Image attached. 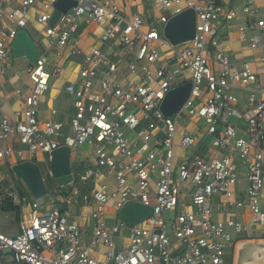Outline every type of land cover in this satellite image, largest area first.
<instances>
[{"label": "built area", "instance_id": "obj_1", "mask_svg": "<svg viewBox=\"0 0 264 264\" xmlns=\"http://www.w3.org/2000/svg\"><path fill=\"white\" fill-rule=\"evenodd\" d=\"M9 1L0 0V13L10 22L0 26V74L9 68L10 43L30 7L52 50L26 69L27 89L13 91L20 103L10 117L0 96V209L31 208L29 217L20 213L16 235L0 232V264H226L235 243L228 228L247 230L235 212L249 211L264 232V9L258 0H243L239 8L219 0H151L157 15L149 21L143 13L125 17L114 0H74L54 24L58 0H21L13 9L5 7ZM186 9L196 15L194 37L173 45L163 27ZM239 17L247 24L236 26L237 40L260 54L236 60L222 30ZM81 23L100 25L106 51L79 47ZM66 50L82 56L76 81L63 86L74 98L70 134L60 121L39 118L41 97L50 79L60 76ZM187 82V96L166 116L163 99ZM231 89L246 91L245 100ZM182 117L189 121L184 128ZM82 145L92 147L95 165L76 174L71 169L66 185L55 182L50 192L46 187L44 195L28 198L16 187L13 164L41 157L49 166L60 146L69 148L72 163ZM176 148L191 153L177 159ZM74 198L92 204L88 235L60 207ZM128 201L150 206L152 214L117 225ZM117 239L126 243L119 246Z\"/></svg>", "mask_w": 264, "mask_h": 264}, {"label": "crops", "instance_id": "obj_2", "mask_svg": "<svg viewBox=\"0 0 264 264\" xmlns=\"http://www.w3.org/2000/svg\"><path fill=\"white\" fill-rule=\"evenodd\" d=\"M21 0H10L5 6L8 9L18 8ZM112 1V0H109ZM118 3L122 10L124 11L125 17H130L137 13H143L147 21L151 20L153 14L157 15L156 9L153 6L151 0H114ZM225 5L231 6L233 8H239L243 0H219ZM259 5L264 3V0H258ZM38 12L36 8L30 7L26 14V25L21 31V41L16 47L15 52L12 50V41L10 43L9 50V68L7 72L3 75L0 74V96L5 100L3 112L5 116H11L13 110L18 107L20 100L18 96L14 94L15 88L24 87L27 88V76L26 69L32 65L35 61V56L41 53H45V42L48 38L42 32V24L37 22ZM239 18L243 23L238 22ZM235 20H231L225 24L223 27V32H228L230 35V44L227 47L231 50L230 57L232 59H240L247 57V55L257 56L260 54V49L250 50L245 44L239 42L236 38V26L238 24H247V20L243 17H239ZM8 18L4 13H0V26L9 24ZM235 25V28L230 30L231 26ZM100 25L94 23H81L77 30V38L79 47L85 51L91 48L98 47L103 51H106L105 45L99 39ZM98 42V43H97ZM43 44V45H42ZM99 44V46H97ZM111 54V52H108ZM11 54V55H10ZM68 60V61H67ZM67 61V62H66ZM61 63L63 65V70L59 77H52L49 81V88L41 97L39 103V118L42 120H56L63 124V132H70V118L74 111L72 95L66 93L63 90V86L66 82L76 81L77 79V69L80 66L81 59L77 56H72L66 50ZM241 90V89H240ZM241 101L245 100V94L238 96ZM54 111V112H52ZM52 112V113H51ZM181 132V129L179 130ZM82 148V147H81ZM178 153V158L186 153V149L176 148V154ZM74 155V154H73ZM73 162V156L71 157ZM80 166L77 169H71L75 172H82L87 167H93L95 165L93 158H80ZM82 191L88 193V188L83 187ZM262 207L264 209V191L261 195ZM66 202V200H65ZM61 204L64 208L68 209L71 215V220L76 222L81 228L80 224L86 225L90 222V213L92 209V204L89 202L87 204L81 203L79 198H74L70 200V203ZM214 210H217L218 203L213 204ZM2 210H4L2 208ZM89 210V211H88ZM241 219L238 218V211L233 214L235 218L243 221L246 224L247 230L242 234H236L232 230L230 232L233 237L234 248H230L225 253V263L226 264H264V232L259 226H256L251 222V217L249 211L242 209L240 211ZM22 216V215H21ZM18 221L20 219V214L18 215ZM92 221V219H91ZM87 222V223H86ZM93 222V221H92ZM92 226V225H91ZM87 230H81L86 234L91 233L89 230V225H86ZM5 258L10 259L8 253L5 254Z\"/></svg>", "mask_w": 264, "mask_h": 264}, {"label": "water", "instance_id": "obj_3", "mask_svg": "<svg viewBox=\"0 0 264 264\" xmlns=\"http://www.w3.org/2000/svg\"><path fill=\"white\" fill-rule=\"evenodd\" d=\"M75 5L74 0H58L54 3V11L50 18V24H54L60 13H65L69 7ZM196 15L193 9H186L171 17L163 27V35L173 45L182 44L194 37ZM19 30L12 41V50L15 52L18 43L22 40ZM38 56H35V60ZM190 83H185L170 90L163 99L160 109L167 116L173 114L187 96ZM52 176L56 183L66 185L72 180L70 163V150L67 146H60L53 150L50 162ZM13 174L22 179L31 195L41 196L46 193V186L38 165L32 161H23L11 166ZM152 214L150 206H144L138 202L128 201L119 211V217L127 224H135Z\"/></svg>", "mask_w": 264, "mask_h": 264}, {"label": "rangeland", "instance_id": "obj_4", "mask_svg": "<svg viewBox=\"0 0 264 264\" xmlns=\"http://www.w3.org/2000/svg\"><path fill=\"white\" fill-rule=\"evenodd\" d=\"M260 8L261 9H264V3L263 4H260ZM238 22L243 23V21L241 20V18H239ZM230 28H231L230 30H232L233 28H235V25L231 26ZM183 45H185V44L184 43L183 44H180V46H183ZM97 46H99V44H97ZM44 48H45V51H46L45 53L46 54H49L51 52V50H52V46H49L48 45V42H45ZM227 53L229 55H231V50H228L227 49ZM77 57H79L80 59H82V56L81 55H79ZM174 66L175 67H179L178 64H176V63L174 64ZM124 72H125V74H128L129 73V70H125ZM26 89L24 87L22 88L23 91H25ZM231 90H233L234 93L236 95H238V96L244 95V94H245V96L247 95V92L246 91H243V90H240V89H231ZM231 121L232 122H236L235 119H232ZM188 125H189L188 117L187 118H183L182 117L181 118V128H184L185 126H188ZM195 125L200 126V127H203V123L201 121L195 122ZM191 128H192V126H191ZM70 133L71 132H67V134H70ZM180 134H183V131L182 132H179V135ZM16 146L17 147H23V145H21V144H16ZM92 151L93 150H92V147L90 145L78 146L75 149V154L73 155L72 168L73 169H77V167L80 166L79 161H78L80 158H83V157H85V158L88 157L89 159L90 158H93V152ZM190 153H191V149H189V148L186 149V153L185 154L189 156ZM236 161H237V159H235V162ZM34 162L40 168V171H41V174H42V176L44 178V182H45V185L47 187V190H48V192H50V189L52 188V185L55 183V180H54V178L52 176V173L49 172V168L48 167H50V163H49V166H47V164L45 163V161L41 157L36 158L34 160ZM3 169L5 170V168H3ZM11 173H12V177H13L14 183H15L16 187L19 189V191L23 195H25L27 198L28 197H31L32 195H31L29 189L27 188L26 184L23 182V180L17 178L13 174L12 170H11ZM186 201L190 204V198L189 197L186 199ZM60 207L62 208V206H60ZM240 211L241 210H238V218L239 219H241V214H240L241 212ZM21 212H23V216L22 217H29L30 216V212H31V208H28L27 207V208H24L23 210H20L18 208H16V209H7V210L6 209H4V210L0 209V232L4 233L6 235H9V236L16 235L18 233V231H19V229H18V220H17L18 217H17V213L19 215V213H21ZM109 215H110V213H108V218H110ZM167 217L168 218H171V215H168ZM108 220H110V219H108ZM121 222H122V220L118 216V218L116 219V224L117 225H121ZM86 225H89V230L92 228L91 225H93V222L91 221V219H90L89 224H86ZM86 225L85 224L84 225L80 224L82 230H87L88 227H86ZM122 229H123L122 230V234L124 236H126L128 234V231H129L128 230V225L126 223H124ZM229 231L232 233V230H229ZM122 242L125 244L126 243V240L123 239ZM122 242L120 240L117 241V243H118L119 246L121 245Z\"/></svg>", "mask_w": 264, "mask_h": 264}, {"label": "trees", "instance_id": "obj_5", "mask_svg": "<svg viewBox=\"0 0 264 264\" xmlns=\"http://www.w3.org/2000/svg\"><path fill=\"white\" fill-rule=\"evenodd\" d=\"M63 207V206H62ZM17 207H15V206H12V205H10V204H8V205H6V206H4L3 207V209H16ZM20 214V213H19Z\"/></svg>", "mask_w": 264, "mask_h": 264}]
</instances>
